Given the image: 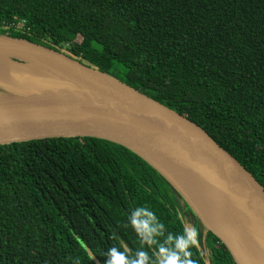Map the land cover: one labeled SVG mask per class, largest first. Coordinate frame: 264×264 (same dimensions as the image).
Here are the masks:
<instances>
[{
  "label": "trees",
  "instance_id": "16d2710c",
  "mask_svg": "<svg viewBox=\"0 0 264 264\" xmlns=\"http://www.w3.org/2000/svg\"><path fill=\"white\" fill-rule=\"evenodd\" d=\"M0 34L65 49L184 115L264 187V0H0ZM137 208L163 226L145 264L188 224L194 264H236L128 149L91 137L0 145V264H96L81 242L100 264L110 247L135 260Z\"/></svg>",
  "mask_w": 264,
  "mask_h": 264
},
{
  "label": "water",
  "instance_id": "95a60500",
  "mask_svg": "<svg viewBox=\"0 0 264 264\" xmlns=\"http://www.w3.org/2000/svg\"><path fill=\"white\" fill-rule=\"evenodd\" d=\"M0 58L34 69L0 82V145L61 137L120 145L178 191L236 264H264V187L204 129L65 49L0 34ZM203 203L228 232L211 226L200 210Z\"/></svg>",
  "mask_w": 264,
  "mask_h": 264
},
{
  "label": "clouds",
  "instance_id": "9594fccd",
  "mask_svg": "<svg viewBox=\"0 0 264 264\" xmlns=\"http://www.w3.org/2000/svg\"><path fill=\"white\" fill-rule=\"evenodd\" d=\"M138 217H144V219L137 222ZM129 219L142 246L138 250L137 258L135 260L128 258L123 251L118 250L116 247H110L106 253L109 258L105 261V264H145L146 261L149 262V254L143 250V245L156 243L154 235L157 229H162L163 226L158 224L156 228L150 227V222L155 219L154 214L145 211L143 208H137ZM195 240V228H184L182 233L177 235L175 239L169 233L166 237L165 246L157 245V251L152 253L151 264H194V261L190 259L191 252L188 249L195 244ZM169 242L174 245L172 250L167 248Z\"/></svg>",
  "mask_w": 264,
  "mask_h": 264
},
{
  "label": "bare ground",
  "instance_id": "6f19581e",
  "mask_svg": "<svg viewBox=\"0 0 264 264\" xmlns=\"http://www.w3.org/2000/svg\"><path fill=\"white\" fill-rule=\"evenodd\" d=\"M17 64L9 60L8 58H0V82H4L8 84L10 82V79H12L14 74H17L18 72H24L25 74H31V71L33 72L34 69H32L29 66L21 65L20 67H16ZM49 91V88L47 90H42L40 93H45ZM57 94L64 93L63 91L56 90ZM54 93V94H55ZM56 95V94H55ZM200 210L202 212V215L205 214L206 218L210 221L211 226L217 230L219 233L225 234L230 229L227 227L224 220H222L215 212L214 210L209 206L207 203H203L200 206Z\"/></svg>",
  "mask_w": 264,
  "mask_h": 264
},
{
  "label": "built area",
  "instance_id": "2783aa9c",
  "mask_svg": "<svg viewBox=\"0 0 264 264\" xmlns=\"http://www.w3.org/2000/svg\"><path fill=\"white\" fill-rule=\"evenodd\" d=\"M25 23H26L25 20L22 19V20L19 21V22H12V23H9L8 26H9V27H13V28H17V29L21 30V29H25Z\"/></svg>",
  "mask_w": 264,
  "mask_h": 264
},
{
  "label": "rangeland",
  "instance_id": "374dc122",
  "mask_svg": "<svg viewBox=\"0 0 264 264\" xmlns=\"http://www.w3.org/2000/svg\"><path fill=\"white\" fill-rule=\"evenodd\" d=\"M81 37H78L77 40L80 41ZM188 229H191V227L189 226L188 224ZM206 255H207V252L205 251Z\"/></svg>",
  "mask_w": 264,
  "mask_h": 264
}]
</instances>
